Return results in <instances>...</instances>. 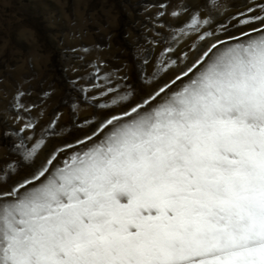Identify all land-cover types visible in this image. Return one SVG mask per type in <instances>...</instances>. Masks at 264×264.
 Instances as JSON below:
<instances>
[{
    "label": "snow or ice",
    "instance_id": "1",
    "mask_svg": "<svg viewBox=\"0 0 264 264\" xmlns=\"http://www.w3.org/2000/svg\"><path fill=\"white\" fill-rule=\"evenodd\" d=\"M153 7L130 65L71 79L61 103L84 135L39 163L65 112L43 123L52 92L24 104L18 87L0 264H264V0L223 20L218 0Z\"/></svg>",
    "mask_w": 264,
    "mask_h": 264
},
{
    "label": "rangeland",
    "instance_id": "2",
    "mask_svg": "<svg viewBox=\"0 0 264 264\" xmlns=\"http://www.w3.org/2000/svg\"><path fill=\"white\" fill-rule=\"evenodd\" d=\"M161 0H0V165L14 159L10 141L4 132L14 115L9 104L18 87L31 92L22 98L24 104L39 102L41 94L51 91L47 99V123L57 108L65 112L61 128L63 134L48 141L37 163L55 147L73 141L84 133L72 129L67 121V109L61 103L69 91L71 79L86 76L89 65L104 62L103 72L124 64H131L137 43L144 35H151L150 17L157 11L153 5ZM204 5L208 0H193ZM244 0H218L229 8L221 19L235 12ZM147 9V10H146ZM195 38L181 46L187 51ZM189 52L190 61L199 54ZM87 49V51H85ZM177 55H180L178 51ZM179 63V62H178ZM169 72L165 79L173 77ZM84 81H81L83 83ZM87 109L84 115H91ZM71 129V131H69ZM32 172L22 169L14 180L23 179Z\"/></svg>",
    "mask_w": 264,
    "mask_h": 264
}]
</instances>
